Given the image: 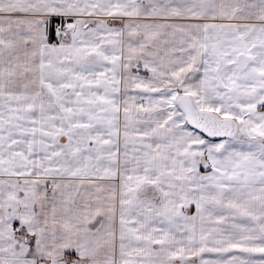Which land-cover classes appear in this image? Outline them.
I'll return each mask as SVG.
<instances>
[{"label":"snow or ice","instance_id":"obj_1","mask_svg":"<svg viewBox=\"0 0 264 264\" xmlns=\"http://www.w3.org/2000/svg\"><path fill=\"white\" fill-rule=\"evenodd\" d=\"M0 264H264V0H0Z\"/></svg>","mask_w":264,"mask_h":264}]
</instances>
